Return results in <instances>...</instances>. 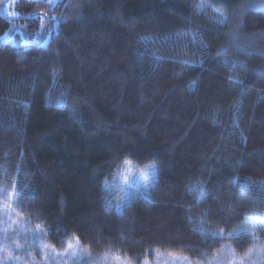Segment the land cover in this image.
Segmentation results:
<instances>
[{
	"label": "trees",
	"instance_id": "obj_1",
	"mask_svg": "<svg viewBox=\"0 0 264 264\" xmlns=\"http://www.w3.org/2000/svg\"><path fill=\"white\" fill-rule=\"evenodd\" d=\"M0 5V187L46 245L127 264L264 246L200 234L264 215V0ZM125 161L155 179L117 206Z\"/></svg>",
	"mask_w": 264,
	"mask_h": 264
},
{
	"label": "rangeland",
	"instance_id": "obj_2",
	"mask_svg": "<svg viewBox=\"0 0 264 264\" xmlns=\"http://www.w3.org/2000/svg\"><path fill=\"white\" fill-rule=\"evenodd\" d=\"M141 168L124 163L109 185L112 199L117 206L125 205L131 197H145L147 189L155 179L154 167ZM11 193L12 195H7ZM140 197V196H139ZM14 193L7 186L0 187V264H127L125 260L114 257H92L86 250L72 242L79 259L71 251L57 252L45 244L36 230L28 228L27 223L16 215ZM144 199V198H143ZM248 264H264V246L253 247ZM229 253L213 264H224L231 258ZM229 257V258H228ZM246 255L242 258H245ZM236 258V259H242ZM141 264H195L184 258L158 253L154 260Z\"/></svg>",
	"mask_w": 264,
	"mask_h": 264
},
{
	"label": "snow or ice",
	"instance_id": "obj_3",
	"mask_svg": "<svg viewBox=\"0 0 264 264\" xmlns=\"http://www.w3.org/2000/svg\"><path fill=\"white\" fill-rule=\"evenodd\" d=\"M12 3H16L18 2V0H11ZM41 2H43V0H41ZM59 3V0H47V4L49 6V10H51L52 8L56 7ZM0 7H2V5H0ZM204 5L203 4H199L197 5V9L198 10H203ZM8 16L10 17H15L18 15V13L16 12H8L7 13ZM48 13H44L41 16V28L44 27V23H43V17L47 16ZM217 16L219 17V19L216 20V23L219 25H224L228 22V17L225 14L222 13H217ZM52 19H56L55 17H53ZM155 55V54H154ZM157 59H161V57H156ZM230 80H233L232 77L229 78ZM234 83L236 84H241L243 83L242 81L239 80H233ZM126 165L129 163L128 161L124 162ZM150 167H154V166H150ZM13 187H15V185H13ZM245 188L247 187L246 185L244 186ZM7 195H12L11 193H8ZM17 195L19 196L20 194L17 193ZM203 198V189H200V194L197 195L196 197V202L198 203L201 199ZM207 215V214H206ZM246 221L250 222V227L246 226L244 228L241 229H236L233 230L232 232H229L227 234V237H225L224 234V229H220L219 231L216 232H211V233H204L203 231H201V235H204L206 237V239L211 240L213 242L218 241V240H223L225 238L229 239V240H234V241H241L244 239H247L249 237H251L252 239H261L260 237V233L262 231H264V215H260V216H245ZM189 221L193 222L191 220V217H189ZM78 243V241H77ZM225 246H222V248H224ZM71 251L72 256H75L77 259H79V255L77 253V250L74 248L73 244L71 242L67 243V248H66V252ZM229 253H231V249H228ZM251 252L252 250H249V253L246 255L245 258L242 259H236V257L234 255L231 256L230 259L226 260L224 262V264H248V259L251 256ZM117 260H119V258H116ZM209 264H213L212 261H209Z\"/></svg>",
	"mask_w": 264,
	"mask_h": 264
}]
</instances>
